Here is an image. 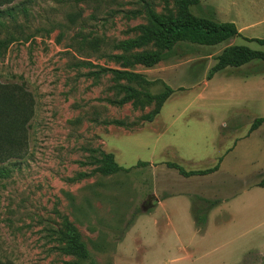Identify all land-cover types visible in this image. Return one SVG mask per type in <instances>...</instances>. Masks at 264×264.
Here are the masks:
<instances>
[{
  "label": "rangeland",
  "instance_id": "rangeland-1",
  "mask_svg": "<svg viewBox=\"0 0 264 264\" xmlns=\"http://www.w3.org/2000/svg\"><path fill=\"white\" fill-rule=\"evenodd\" d=\"M175 1L16 0L0 7V40L11 39L0 52V87L22 84L35 110L26 151L0 161V261L264 264V191L243 194L264 178V121L253 128L264 116V61L208 78L230 44L264 51L245 40L264 37V0L190 6L197 17L233 22L240 36L216 46L180 42L169 59L133 67L151 81L145 86L151 94L163 84L174 90L151 120L144 116L154 101L118 104L124 82L98 72L123 69L109 54L121 53L117 43L147 22L145 13L125 12L148 4L156 14L175 13ZM233 138L239 141L228 152ZM104 153L127 170L93 173ZM170 164L186 170L218 164V171L207 185L184 179ZM199 188L229 204L209 218L205 233L187 210L189 192ZM66 221L79 231L88 259L62 249Z\"/></svg>",
  "mask_w": 264,
  "mask_h": 264
},
{
  "label": "trees",
  "instance_id": "trees-1",
  "mask_svg": "<svg viewBox=\"0 0 264 264\" xmlns=\"http://www.w3.org/2000/svg\"><path fill=\"white\" fill-rule=\"evenodd\" d=\"M16 0H0V7L11 4ZM177 9L175 13L156 14V12L145 4L142 10L125 12L127 16L145 13L147 22L137 27L139 34L129 40L120 41L116 47L121 52L111 53L109 57L123 69L103 67L98 72L112 73L115 80L123 81L119 85L122 97L118 104L131 102L135 105H142L154 101L156 108L144 116V119L151 120L153 116L160 113L164 102L171 96L174 90L166 84L164 89L151 94L145 90L150 84L144 74L133 72L131 69L138 64L152 66L167 60L175 54L176 45L180 42L195 43L200 46H216L234 36H240L236 24L230 21H212L197 17L190 10V6L197 4L198 0H176ZM1 15V11H0ZM248 42L258 43L264 46V37L245 39ZM10 40H0V52L7 48ZM261 59L264 61V51L251 49L245 45L230 44L222 49L217 55L216 65L211 69V78L217 71L233 66L239 68L247 63ZM95 74V73H91ZM34 96L31 91L24 88L22 84L7 85L0 87V161L18 158L27 149L29 120L34 114ZM264 121V117L257 118L253 128ZM112 153H104L100 160L101 164L93 170V173L104 175L117 173L123 169L114 161ZM145 161H138V164L145 165ZM170 167L177 169L184 176L205 175L215 172L218 165L204 171H194L181 168L179 165L170 164ZM264 186V178L259 182ZM205 216L195 215L197 224L204 223ZM64 226L67 231L63 237L65 245L63 250L72 254L79 260L88 259L89 255L84 244L80 240V233L71 222L66 221ZM67 263V262H66ZM0 264H8L0 261Z\"/></svg>",
  "mask_w": 264,
  "mask_h": 264
},
{
  "label": "crops",
  "instance_id": "crops-1",
  "mask_svg": "<svg viewBox=\"0 0 264 264\" xmlns=\"http://www.w3.org/2000/svg\"><path fill=\"white\" fill-rule=\"evenodd\" d=\"M261 117H264V116H261ZM261 117H258V118H261ZM257 131L258 130H253L250 133H246L245 135L242 136V138L240 140H245V139L249 138L251 135L255 134ZM231 134H234L233 131ZM219 136H221L220 132L217 133V137H219ZM235 141H236L235 138H233L232 143H231L233 145L231 146V149L228 152H230L233 148L236 147V144L239 141V139L236 142ZM263 164H264V162H263ZM210 168H213V166ZM190 170H194V169H190ZM204 170H207V169H204ZM204 170H194V171H204ZM186 171H189V170H186ZM217 171H218V169L215 172H217ZM215 172H211V173H208L205 175H194V174H192L189 176H185L184 179H186V180L187 179H193L194 182H199L201 184L203 183V184L209 185V184H213V183H210L209 181H211V179L213 178V173H215ZM201 188H199L195 192L194 191L189 192L190 203H188L189 207L187 208V210L190 212V215H191L192 221H193V225H194L195 229L197 230V232L198 233H202V232L205 233L208 226H209L208 225L209 218L213 219V216L215 214L219 213V211H221L223 208H227L229 204L226 203L223 199L221 201L218 200V201L214 202L213 201L214 191L212 190L211 192L208 193L206 191H202ZM261 191H264V186H260V185L256 184V186H252V185L248 186L247 190L243 191V194L245 196H251L252 194H259ZM182 193H185V192H181L178 195H168V196L164 197L162 200L159 201V206L163 207L171 199L178 198V196H180V195L182 196ZM195 194H197L198 196H195ZM192 195H193V197H192ZM195 215L205 216L204 223L197 224V222L195 221Z\"/></svg>",
  "mask_w": 264,
  "mask_h": 264
}]
</instances>
